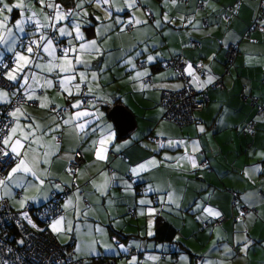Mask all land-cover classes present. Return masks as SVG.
Here are the masks:
<instances>
[{"label": "crops", "instance_id": "obj_1", "mask_svg": "<svg viewBox=\"0 0 264 264\" xmlns=\"http://www.w3.org/2000/svg\"><path fill=\"white\" fill-rule=\"evenodd\" d=\"M257 2L5 1L23 7L3 11L7 19L0 13V59L14 58L5 74L14 86L0 88V104L17 91L24 101L9 111L0 139L13 156L0 182L15 189L13 209L68 189L61 212L45 225L62 256L108 264H264V30L247 32ZM231 43L237 55L227 74L223 53ZM174 55L185 75L200 64L194 87L208 95L184 125L166 119L159 104L161 91L181 86L171 69L158 66ZM217 77L221 89L212 87ZM82 85L92 97L85 106ZM242 94L257 99L260 114ZM115 105L130 115L123 134L108 115ZM249 121L252 132L243 133ZM76 150L84 162L69 173ZM232 193L236 206L253 209L243 219L231 206ZM157 219L172 235L156 234Z\"/></svg>", "mask_w": 264, "mask_h": 264}, {"label": "built area", "instance_id": "obj_2", "mask_svg": "<svg viewBox=\"0 0 264 264\" xmlns=\"http://www.w3.org/2000/svg\"><path fill=\"white\" fill-rule=\"evenodd\" d=\"M201 3H199L200 5ZM65 15L70 14V10L64 11ZM130 24L125 25V29L130 28ZM264 30V0H259L257 10L253 21L247 27V32ZM247 37V34L244 35ZM197 43L191 42V47H195ZM59 51H64L65 46L57 44ZM237 55L235 44H228L223 54L224 70L227 71ZM14 63L11 55H4L0 59V88L10 90L11 82L5 77L6 71ZM144 62L138 61L137 67H143ZM160 67L171 69L176 79L181 80V86L175 90H163L160 93L159 104L162 108L163 116L177 125H184L194 121V113L200 111L208 95L205 92L198 91L194 87L197 83V77L203 74L200 64L192 65V73L185 75L183 71V61L180 56L169 57L160 62ZM146 77L144 80H147ZM13 87V86H12ZM11 87V88H12ZM212 87L221 89L222 83L220 78H215ZM80 104L85 106L86 99L83 93H79ZM243 101L256 103L254 97H246L241 95ZM23 102L21 92H16L8 101L0 104V139L4 135L9 123V111L17 107ZM263 107L258 106L257 113L260 114ZM253 122H247L242 132H252ZM157 142L161 139L156 138ZM113 156V153H110ZM13 162V156L2 148L0 144V180L5 175L7 169ZM84 162L83 155L80 150H76L72 158L67 163V170L72 173L76 168ZM68 192L63 187L60 192L50 195L47 202L38 206H32L25 203L21 209H13L9 206L4 198L0 199V264H65L71 263L70 257L62 256L59 245L53 238L52 234L46 228V223L60 212L59 202ZM264 199V194L259 192ZM20 197V193H16ZM236 194L232 193L231 206H235L237 210V218L243 219L250 212L251 208H247L235 203ZM87 204L86 201H84ZM222 220V217L215 218V222ZM31 221V222H29ZM34 225V226H33ZM129 253L132 249L127 248Z\"/></svg>", "mask_w": 264, "mask_h": 264}, {"label": "trees", "instance_id": "obj_3", "mask_svg": "<svg viewBox=\"0 0 264 264\" xmlns=\"http://www.w3.org/2000/svg\"><path fill=\"white\" fill-rule=\"evenodd\" d=\"M258 2H259V0H258ZM258 2H257V5H258ZM257 5H256V9H255V13H256V10H257ZM0 7H1V5H0ZM66 9H69L70 10V13H71V8L70 7H67V8H65V9H63L64 11L66 10ZM255 13H254V16H255ZM65 14V13H64ZM70 15V14H69ZM69 15H65L66 17H68ZM254 16H253V18H254ZM146 17L147 18H149L150 17V14L147 12V15H146ZM253 18H252V21H253ZM251 21V22H252ZM251 24V23H250ZM249 24V25H250ZM130 26H131V24H130ZM47 27H50V25H48ZM131 28V27H130ZM129 28V29H130ZM124 29H125V27H124ZM128 29V30H129ZM126 30V29H125ZM127 31V30H126ZM45 33H46V35L47 34H49V36L51 35V38L54 36V34L52 33V31L48 28H45ZM23 39L21 40V42H20V44H24L23 42ZM56 44H61V45H64V44H62L61 42H59V41H57V42H55ZM224 54V53H223ZM6 55H11V54H6ZM12 56V55H11ZM174 56H179V55H174ZM170 57H173V56H170ZM167 59V58H166ZM182 59V58H181ZM163 60H165V59H163ZM163 60H160L159 62H158V66L160 67V62L161 61H163ZM138 61H142L141 59H137L136 61H135V63H136V65H137V62ZM144 62V61H143ZM145 64V63H144ZM223 65V67H224V64H222ZM233 65V63L230 65V66H228V68L229 67H231ZM160 68H162V67H160ZM228 68H227V71H225L224 70V72L225 73H229V71H228ZM11 82V81H10ZM3 89V88H2ZM83 89H84V87H83V85L81 86V90H80V92H82L83 93V96L85 97V99H86V102H87V100H91V96H87L85 93H84V91H83ZM216 89H218V88H216ZM6 90V89H5ZM11 90V89H10ZM87 98H89V99H87ZM257 100V99H256ZM23 101H24V99H23ZM243 101V100H242ZM86 102H85V105H86ZM244 102H247V103H249V101L247 100V101H244ZM250 104V103H249ZM251 105H255L256 106V113H257V108H258V106H261V105H259L257 102L256 103H251ZM263 107V106H262ZM202 110V109H201ZM200 110V111H201ZM197 112H199V111H197ZM197 112H195V113H197ZM194 113V114H195ZM195 120V119H194ZM249 122H252V121H249ZM232 204V203H231ZM232 207H234V206H232ZM155 228H156V234L157 235H159V237H163V232L165 231V230H167V232H166V236L168 237L169 235H172V233H173V228L171 227V226H169L165 221H163V220H161V219H157L156 220V222H155ZM89 263H94V264H108L110 261H104L103 259H96V258H90L89 260Z\"/></svg>", "mask_w": 264, "mask_h": 264}, {"label": "snow or ice", "instance_id": "obj_4", "mask_svg": "<svg viewBox=\"0 0 264 264\" xmlns=\"http://www.w3.org/2000/svg\"><path fill=\"white\" fill-rule=\"evenodd\" d=\"M105 2H107V0H105ZM0 5H2V7H0V13H2L3 11H7V12H11L12 10H13V8H21V7H23V5L22 4H20V3H17V4H13V5H11V6H9L7 3H5V0H0ZM50 7H52V5H49ZM55 7H59V6H55ZM78 7H82V5H78ZM57 17L58 18H62V17H60V14H59V12L57 13ZM5 19H7V17H5ZM19 25H20V21H17V26L19 27ZM63 31V30H62ZM77 31H78V29H77ZM77 38H82V37H77ZM93 44L95 43V41H93L92 42ZM83 47V46H82ZM28 51L29 52H31L32 51V49L31 48H29L28 49ZM45 51H47V48L45 49ZM67 49H65V52L67 53ZM152 58L151 57H149V60H151ZM18 60H25V58L23 57V56H19L18 57ZM25 62H27V61H25ZM77 62H79V61H77ZM189 68H191V66H189ZM145 73H139L138 75H144ZM83 75V74H82ZM9 79H15V77L14 76H9ZM209 81H211V77L209 78ZM62 84H63V81L61 82ZM70 94V93H69ZM29 98H31V97H29ZM78 104H79V102H77V104H74L73 105V107H78ZM45 105H41V107H44ZM82 127V126H81ZM201 131H203V129H201ZM17 143H19V141H17ZM13 151H15V148L13 149ZM21 163H23V161H21ZM196 165H195V163H193V167H195ZM13 171H15V169H13ZM142 203H143V201H142ZM207 211H209V212H211V210L210 209H208ZM215 215H219V213H215ZM29 222H31V221H29ZM57 224L59 223V221H57L56 222ZM34 226V225H33ZM53 230L55 231L56 230V226L55 225H53ZM150 235H151V232L149 233ZM245 247H247V245H245Z\"/></svg>", "mask_w": 264, "mask_h": 264}, {"label": "water", "instance_id": "obj_5", "mask_svg": "<svg viewBox=\"0 0 264 264\" xmlns=\"http://www.w3.org/2000/svg\"><path fill=\"white\" fill-rule=\"evenodd\" d=\"M108 115L111 117L113 123L116 126L117 132L123 134L130 122V115L120 105L112 106Z\"/></svg>", "mask_w": 264, "mask_h": 264}, {"label": "rangeland", "instance_id": "obj_6", "mask_svg": "<svg viewBox=\"0 0 264 264\" xmlns=\"http://www.w3.org/2000/svg\"><path fill=\"white\" fill-rule=\"evenodd\" d=\"M6 1V0H5ZM7 12V11H6ZM6 12H3L2 13V15L4 14L6 17H8L7 16V14H6ZM1 16V15H0ZM2 183L3 182H0V192H1V195L2 196H4V197H2V198H9L8 199V204L12 207V208H18V200L15 198V196H14V191H15V189H13V187L11 186L10 187V189H9V187L8 186H4V187H2ZM4 194V195H3ZM5 194H7V195H5ZM1 199V198H0ZM54 218V217H53ZM53 218H51V219H53ZM50 219V220H51ZM49 220V221H50ZM72 260V262L71 263H65V264H76V263H79V264H94V263H89V261H87V262H82V260L81 261H76V260H73V259H71Z\"/></svg>", "mask_w": 264, "mask_h": 264}, {"label": "bare ground", "instance_id": "obj_7", "mask_svg": "<svg viewBox=\"0 0 264 264\" xmlns=\"http://www.w3.org/2000/svg\"><path fill=\"white\" fill-rule=\"evenodd\" d=\"M12 86H14V84L11 82V87H12ZM11 87H10V89H11Z\"/></svg>", "mask_w": 264, "mask_h": 264}]
</instances>
